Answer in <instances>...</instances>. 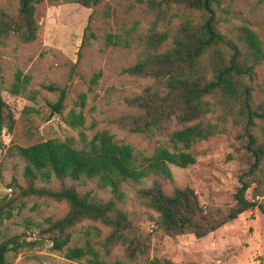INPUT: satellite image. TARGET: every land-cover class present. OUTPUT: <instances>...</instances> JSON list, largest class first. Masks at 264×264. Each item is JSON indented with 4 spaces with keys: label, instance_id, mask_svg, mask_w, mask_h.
Segmentation results:
<instances>
[{
    "label": "rangeland",
    "instance_id": "obj_1",
    "mask_svg": "<svg viewBox=\"0 0 264 264\" xmlns=\"http://www.w3.org/2000/svg\"><path fill=\"white\" fill-rule=\"evenodd\" d=\"M154 1L162 0H103L95 8L67 0L55 5L46 1L37 8L40 30L35 42L26 44L16 35H10L0 44V92L17 121L12 132L4 130L0 137V206L7 207V202L11 201L14 207L12 218L4 221V234L12 236L26 232L29 240L37 239L39 230L27 229V221L40 224L49 217L57 220L69 211L65 202L24 194L30 183L24 177L26 163L16 153V146L28 147L50 139L80 142L81 133L90 141L104 131L131 144L139 156L152 155L163 143L160 138L131 134L118 126L116 120L124 114L135 113L126 104L127 97L152 84L129 76L124 70L137 62L135 41L146 34L154 22L157 33L164 30L171 36L183 19L191 18L201 23L204 14L191 13L182 6H164L160 10L153 6ZM19 2L0 0V9L16 15ZM216 10L224 35L236 40L247 27L259 36L264 50V0H222ZM110 34L130 41L132 47L108 45L106 37ZM85 36L87 41L83 46ZM171 42L169 38L165 46ZM255 67V78L250 85L254 89L253 105L258 108L264 105V58ZM18 79L20 93L15 94L13 89ZM51 87L58 90L52 91ZM63 89L67 94L63 115L51 116L49 103L57 102ZM33 97L35 100L31 99ZM224 104L218 105L219 116L224 106L229 110L221 124L224 132L191 150L197 158L196 164L186 169L170 165L172 182L151 176L140 183L125 184V197L120 207L147 246V253L131 260L126 256V248L119 245L112 250L109 259L125 264H149L154 259L184 264H264V214L258 207L206 238L197 239L192 234L172 238L159 231V214L138 196L141 190L151 188L158 181L168 195L175 188L194 189L201 205L214 217L234 206L239 176L248 171L253 162L245 134L249 131L256 137L257 145H264V121L256 119L254 125L248 126L238 105ZM73 110L83 113V127L76 129L68 124ZM72 184L81 194L91 192L104 201L114 196L108 190H99L91 181L67 182V185ZM36 186L58 191L62 185L52 179L49 182L40 180ZM252 190L247 193L249 199H252ZM260 201H264V197ZM87 231H91V236L86 235ZM110 232V228L99 222L86 221L74 229L73 243L83 245L90 238L98 250L104 251ZM2 240L0 238V243ZM52 246V242L46 241L41 247L25 249L12 264H83L68 260L64 253L52 250Z\"/></svg>",
    "mask_w": 264,
    "mask_h": 264
},
{
    "label": "trees",
    "instance_id": "obj_2",
    "mask_svg": "<svg viewBox=\"0 0 264 264\" xmlns=\"http://www.w3.org/2000/svg\"><path fill=\"white\" fill-rule=\"evenodd\" d=\"M46 1L55 5L62 0H20L16 15L0 9V44L10 35H16L26 44L35 42L40 30L37 8ZM67 1L95 8L103 0ZM221 3L222 0L154 1L153 6L160 10L164 6H182L191 13H202L203 21L195 23L191 18L183 19L177 32L171 36L164 30L157 33V23L154 22L148 32L135 41L138 60L124 73L152 84L127 97L126 104L135 113L124 114L116 121L121 129L131 134L160 138L163 143L152 155L139 156L131 144L117 140L107 131L97 133L90 141L81 133L80 142L50 139L28 147H15L18 156L26 163L24 177L30 183L24 194L65 202L69 211L57 220L49 217L40 224L27 221V229L39 230L38 238L29 240L26 232L12 236L4 234V221L12 218L14 207L11 201L7 202V207L0 206V238H3L0 264H12L21 251L41 247L46 241L52 242V250L64 253L68 260L83 264H125L109 259L112 250L119 245L126 248L128 258L135 260L138 255L147 253V246L128 214L120 207L125 197V184L140 183L151 176L172 182L170 165L186 169L196 164L197 158L191 150L224 132L221 124L229 110L224 106L225 110L219 116L220 104L238 105L248 126L254 125L256 119L264 121V105L254 107V89L250 85L255 78V66L264 58L262 41L247 27L236 40L224 35L216 15ZM169 38L172 42L165 46ZM86 41L85 36L83 46ZM106 41L108 45L132 47L130 41L118 35L110 34ZM19 81L13 89L15 94L20 93ZM50 90L58 89L51 87ZM66 98L63 89L58 101L49 103L51 116L63 115ZM31 99L35 100L34 97ZM82 102L84 104L85 97ZM84 119L82 112L73 110L67 122L78 129L83 127ZM16 123L11 107L0 92V137L4 130L12 132ZM245 135L253 162L249 170L239 176L235 204L226 213L215 217L209 215L190 187L175 188L168 195L156 181L151 188L139 192V198L159 214V231L172 238L192 234L203 239L255 207L264 214V201H260L264 197V145H257L256 137L249 131ZM52 179L61 183L60 190L36 186L40 180L49 182ZM68 181H91L99 190H108L114 196L104 201L91 192L81 194L75 184L67 185ZM250 189H253L252 199L247 197ZM86 221L99 222L111 229L104 251L98 250L90 238L83 245L73 243L74 229ZM86 235L91 236V231ZM149 264L184 263L154 259Z\"/></svg>",
    "mask_w": 264,
    "mask_h": 264
}]
</instances>
